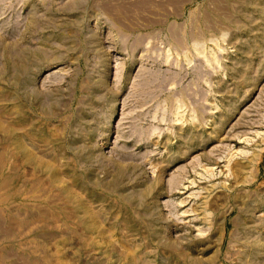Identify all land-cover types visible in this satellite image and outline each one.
Listing matches in <instances>:
<instances>
[{
	"label": "rangeland",
	"instance_id": "rangeland-1",
	"mask_svg": "<svg viewBox=\"0 0 264 264\" xmlns=\"http://www.w3.org/2000/svg\"><path fill=\"white\" fill-rule=\"evenodd\" d=\"M0 264H264V0H0Z\"/></svg>",
	"mask_w": 264,
	"mask_h": 264
}]
</instances>
